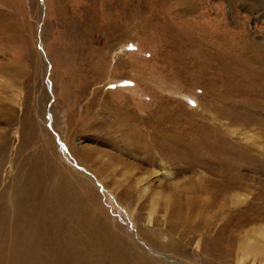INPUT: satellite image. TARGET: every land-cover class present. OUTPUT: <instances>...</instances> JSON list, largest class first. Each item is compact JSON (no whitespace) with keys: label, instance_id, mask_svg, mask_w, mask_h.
<instances>
[{"label":"rangeland","instance_id":"rangeland-1","mask_svg":"<svg viewBox=\"0 0 264 264\" xmlns=\"http://www.w3.org/2000/svg\"><path fill=\"white\" fill-rule=\"evenodd\" d=\"M85 252L264 264V0H0V264Z\"/></svg>","mask_w":264,"mask_h":264},{"label":"bare ground","instance_id":"bare-ground-1","mask_svg":"<svg viewBox=\"0 0 264 264\" xmlns=\"http://www.w3.org/2000/svg\"><path fill=\"white\" fill-rule=\"evenodd\" d=\"M80 204H82L83 205V203L81 202ZM79 204V205H80ZM68 207V206H67ZM80 207V206H79ZM85 207H86V205H85ZM88 208V207H87ZM65 209V208H64ZM68 209V208H67ZM66 209V210H67ZM78 209H80V208H78ZM83 209V208H82ZM58 210V209H57ZM60 210V209H59ZM65 210V211H66ZM70 210V209H69ZM64 211V210H63ZM64 211V212H65ZM74 211V210H73ZM78 212H79V210H77ZM55 212V211H54ZM60 213L62 212V210L61 211H59ZM71 212V211H70ZM66 213H67V211H66ZM77 213V212H76ZM81 213V212H80ZM84 213H86V212H84ZM74 214V213H73ZM77 214H79V213H77ZM80 219V218H79ZM77 220V219H76ZM94 221H96V218H95V216L93 215V213L91 212V211H89L88 210V212L85 214V215H83L82 217H81V221L79 222L80 224H82L81 225V227L82 226H86L87 228H92V230H94L95 229V227H94ZM71 225V224H70ZM74 227V226H73ZM69 229V228H68ZM72 230V229H71ZM71 230H68V231H71ZM72 232V231H71ZM70 232V233H71ZM68 233V232H67ZM91 233V232H90ZM73 234V233H72ZM85 234V233H84ZM71 239V238H70ZM74 240H75V238H74ZM68 241V240H67ZM88 241V240H87ZM90 241H92V240H90ZM95 241V240H94ZM76 242V241H75ZM74 244V243H73ZM88 245H89V243H88ZM88 245H87V247H88ZM85 246V245H84ZM83 247V246H82ZM91 247V246H90ZM78 248V247H77ZM94 248V247H93ZM83 250V249H82ZM82 252V251H81ZM114 254V253H113ZM80 258V257H79ZM99 259V258H98ZM80 260L82 261V263L83 264H101L100 263V260H94V259H92L91 257H90V254H88L87 252H85L82 256H81V258H80ZM111 264H113V262L111 261Z\"/></svg>","mask_w":264,"mask_h":264}]
</instances>
